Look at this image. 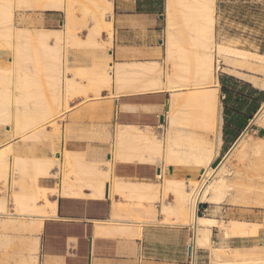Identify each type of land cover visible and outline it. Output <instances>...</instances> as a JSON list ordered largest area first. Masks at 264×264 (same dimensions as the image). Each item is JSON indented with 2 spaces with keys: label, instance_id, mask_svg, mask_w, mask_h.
Segmentation results:
<instances>
[{
  "label": "bare ground",
  "instance_id": "bare-ground-1",
  "mask_svg": "<svg viewBox=\"0 0 264 264\" xmlns=\"http://www.w3.org/2000/svg\"><path fill=\"white\" fill-rule=\"evenodd\" d=\"M165 3L161 63L114 64L110 55L106 54L104 57L94 55L89 66L71 68L72 62L71 67L65 63L62 68L59 51L62 49V36H54L57 42L53 46L56 47L57 43L60 49H56L57 52L51 56V64L45 63L48 49L55 51L52 46L46 49L47 32L42 28L36 31L23 23L15 25L16 9L32 13L46 9L63 11L66 20L64 39L70 45L76 40L80 44L81 38L78 40L73 33L79 12L82 21L92 22L86 39L82 40L84 48L108 49L111 46V22H105V17L112 14L111 1L0 0V50L7 47L12 53L5 65L0 62V250H5L9 244L29 241V238L24 239L20 235L39 234L45 220L56 218V202L48 199L50 194L102 198L107 185L112 206L111 221L114 222L96 223L98 232L113 231L118 235L121 233L124 238L134 239L141 235V223L136 221L138 217L148 218L149 221L143 222L154 224H171L174 217L173 223L192 228L189 241L193 257L196 249H209L212 264H264L262 245L224 250L211 243L212 227L222 230V235L226 237H246L255 234L254 230L264 225V221L257 223L232 218L226 222L216 221L197 213L199 204H209L217 209L222 203L250 204L245 194L232 182L239 168L264 177V139L248 134L253 124L264 127V101L240 136L220 157L219 163L211 167L218 158L221 145L217 75L220 72L241 78L264 90V56L237 48V42L218 40L215 0H165ZM84 22L77 28L84 26ZM101 29L106 31L107 38L97 41L96 36L100 38ZM47 31L49 34L58 32ZM72 38L75 39L73 42ZM245 69L254 70L257 74L247 75ZM69 72H73L74 77L67 78ZM76 76L80 81H76ZM112 83L115 85L114 93L111 92ZM102 88L109 90L110 97L122 93L167 90L169 98L165 120L159 127H154L160 128L164 136L157 141L155 137L143 135L135 127L123 125H114L111 133H104L105 127L101 132L93 131L94 128L88 132L86 139L110 144V159L105 163L87 161L83 152L66 148L58 164L54 162L57 160L55 155L19 154L20 149L14 146L16 140L50 139L60 132V122L54 118L62 113L61 110H66L70 98L82 95L89 101V93L94 98H100ZM9 138L16 139L15 143L14 140V144L7 141ZM66 143L62 145L65 147ZM155 159L160 160L161 168L157 184L113 175L112 165L116 161L154 163ZM53 164L60 168L58 185L53 189L38 185L39 179H46ZM169 164L198 168L199 174L196 179L186 182L169 180L165 176V168ZM85 189L90 191L89 195L84 194ZM169 194L174 196L171 202L168 201ZM116 196L119 199H115ZM254 204L264 207L261 200ZM153 210L157 211V216ZM159 215H162L161 219ZM126 220L133 223L125 224Z\"/></svg>",
  "mask_w": 264,
  "mask_h": 264
},
{
  "label": "crops",
  "instance_id": "crops-1",
  "mask_svg": "<svg viewBox=\"0 0 264 264\" xmlns=\"http://www.w3.org/2000/svg\"><path fill=\"white\" fill-rule=\"evenodd\" d=\"M109 1H111L112 14L105 17V22L106 20L108 21V23L111 22V46L108 49L102 48L103 50L105 49L104 51L101 48H88L89 50L87 48H84L82 40L86 39V36L88 34L87 31L92 26V22L90 20H88L87 22L82 21L79 12L76 14V19L78 18L79 20L75 19L76 22H74V25L76 31L73 33H76L75 36H77V39L81 38L80 44H78L79 41L76 40L72 45H70L69 43H65L64 39L66 36V20L64 19V12L61 10L56 11L46 9L43 10V12L42 10H36L34 16H32L30 20V28L32 27L31 29H34L36 31H40V28H42V31L47 32L45 34L48 39V42H46V44H48L46 45V49H48V46L49 48H51L52 46L55 49V51L52 50L51 52V49H48V53L46 52L45 54L46 56H48V58H46L45 56V63L51 64V56H54V54L57 52L56 49H60L57 48V43L55 44L56 47L53 46L54 43L57 42L56 39L54 40V36L55 38L57 36H62V45L60 44L62 49L59 50L62 54V68H64L63 66H65V63H67V65L69 64L68 66L66 65L67 67H71L73 65L71 68L89 66L94 55V57H104L106 56V54L110 55L111 61L114 64H128L130 62L161 63L163 59L162 41L164 38L163 26H165V0ZM235 2L238 4H246L250 3L251 0L215 1L216 7L220 10L223 18H225L226 16L229 17V14L226 10H229L230 3ZM109 18L111 21L109 20ZM82 22H84L83 24H85V28L84 26H82L80 27V29H78L79 24H81ZM61 29L62 35L60 34ZM47 30H49V32H58L49 34ZM104 31L105 30H103V32ZM103 32L101 29L99 32L100 38L96 36L97 41H102L104 39L106 40V31L104 32L105 34ZM75 36L73 37L75 38ZM74 40L75 39H73L72 42ZM222 40L224 42L232 41L226 39ZM233 42H237L236 46L241 50L264 56V54L257 53L256 51L240 48L241 43L238 41ZM75 43L80 47L78 48V45H75ZM81 45L83 47H81ZM71 47L74 48L71 49ZM80 52H82L84 55H82V53ZM66 53H68L69 55ZM40 55L42 56L41 52ZM63 55H66L68 58L65 56L63 57ZM11 56L12 53L9 48L4 47L0 50V62L3 65L6 64V60H10ZM66 59L67 62L65 61ZM47 64L46 67L48 66ZM73 72L67 73V78H71L75 73ZM244 73L247 75H252L251 73H248L247 70H245ZM78 78L79 77L76 76V81H80V79ZM238 79L252 85L247 80L241 78ZM82 82L84 81L82 80ZM112 85L114 87H111V92L114 93L115 85L113 83ZM253 87L259 89L256 86ZM49 89L47 90L49 91ZM219 89L221 90V84L219 85L218 90ZM220 90L221 145L219 148V153H222L229 149V147L233 144V142L237 139L241 132L247 127L249 121L245 124L244 128L239 133L231 132L229 128H225V119L226 121L241 119L244 120V117L238 113H231L232 115H230L229 117L225 115L226 105L224 101L226 97L229 98L230 94L228 93L226 95ZM63 92L64 87L62 86V97L64 95ZM108 92L109 90L107 91V89L102 88L101 91H99L100 98H94L93 95L89 93L87 95L89 101L85 100V97L82 95H79L77 97L74 96L72 97L73 99L70 98L67 103L68 108L70 109L68 111L61 110L62 115H64V118L62 119L86 120L88 122H93L105 126H107L109 123L112 127L114 125L131 126L141 131L143 135L155 137L157 141H159L160 138L164 136L160 128L154 127H159L161 125V123L159 122V119L161 117H163V120H165L164 115L167 110V100L169 98V92L167 90L160 89L154 91H144L140 93L134 92L131 94L122 93L115 97H110ZM83 98L84 101H82ZM110 109L112 110L108 114V111ZM145 127L153 128L146 129ZM101 129L104 130L103 127L97 126H95V130L90 127H81L78 130V133H76L74 136H68V142L66 143V146L64 147L62 145L61 147L62 149L64 147L66 148V150L70 151L83 152L87 161L105 163L110 159V144L107 141H90L86 139L88 136V132H90L91 130L101 132ZM112 129L113 128H111L109 131L107 128H105L106 131L104 130L103 132L111 133ZM231 135L234 136L233 141H228L227 138ZM49 147V153L45 154V156L47 157L52 156L53 152L51 145ZM198 170V168L175 166L169 164L165 168V176L169 180L186 182L187 180L196 179L199 174ZM58 171L59 172L57 178H59L61 174L59 167ZM112 172L113 175L118 178L157 184L160 182V180L157 179V176L161 172L160 160L155 159L154 163H144L139 161H116L112 165ZM49 176H51L50 171L46 178H48ZM55 183H57L55 178H49L44 181V184L48 189L55 188L58 185L57 184L54 187ZM83 192L85 195H89L90 193V191L87 189H85ZM116 198L118 199L117 196L115 197V199ZM48 199L50 201L56 202V218L45 220L39 234L22 233L20 235L24 239L29 238V241H27V239L23 240L24 243L21 242V244H16L17 247L15 249H13L15 244H9V247L7 246L8 249L6 247L5 250H0V257L2 258L0 259L3 263L21 264V260H24V264H192L193 261L194 264H212L209 249H196L194 251L193 257V247H191L192 244H190L192 238V228L188 226L186 227L185 225H182L181 227V225L176 222H174V224V217L171 218V224L170 222H164L162 223V225L159 222H157L158 224H154L144 223V221V224L141 227V235L138 238L134 237V239L130 237H125V239L121 235V233H119L121 235L120 236L117 234L118 232L113 231L108 232L111 233L112 236H110V234H108L104 230H101L100 232H102V234H99L100 232L96 230V223L98 224L107 221H110L111 223L114 222L111 221L112 206L111 200L108 198L107 185L102 198H88V196L87 198H75L70 196L50 194L48 196ZM168 199V201L171 202L174 200V196L172 194H169ZM199 209V216L208 218L212 217V219L216 221L226 222L228 220H231V218L232 220H246L250 222L261 220V215L257 212H253V214H250L246 212L248 210L242 206L229 205L227 203H222V205H220L218 209L209 204H202V207H200ZM161 216L162 215H159L158 218L161 219ZM127 222L129 224L133 223L128 220H126L124 223L128 224ZM263 228L264 225L260 226L259 228L254 230L255 234L246 237H226L222 235V230L220 231L217 227H212L211 243L215 247L222 248L224 250L243 247L249 249L253 246H264ZM95 232H98V234L96 233L95 235ZM113 233L115 236L113 235ZM105 234H107V236H103ZM258 238H261V241H258ZM254 240H256V244L253 243ZM9 248H11L12 250ZM3 259L5 260L3 261ZM191 259L192 262L190 261ZM2 262L0 264H3Z\"/></svg>",
  "mask_w": 264,
  "mask_h": 264
},
{
  "label": "rangeland",
  "instance_id": "rangeland-1",
  "mask_svg": "<svg viewBox=\"0 0 264 264\" xmlns=\"http://www.w3.org/2000/svg\"><path fill=\"white\" fill-rule=\"evenodd\" d=\"M16 10H14L16 12H14L15 23L14 22L13 23L17 26H21L22 25L21 23H23L28 27H30V22H31L30 20L35 13L21 12L18 11V9ZM226 11L229 14V17L226 16L225 18H223L220 10L216 7V3H215V16L217 21L216 30H217L218 40L226 39V40L238 41L241 43L240 48L250 49L256 51L257 53L264 54V0H251L250 3H246V4H238L236 2L230 3L229 10ZM247 71L248 73H251L253 75L257 74L256 71L251 69ZM217 78L219 85L221 84V82H223V84L227 86L228 91L232 94V97L227 103V105L229 110L233 113L239 112L238 114L247 116V114H249L252 111V107L255 104L256 106L258 105L257 107L259 108L262 101H264V91L253 87L252 85H250L245 81H242L238 78L220 72L218 73ZM219 90H218V99L220 103L221 96L219 94ZM237 108L239 109V111H236ZM68 110L69 109L67 105V108L64 111H68ZM111 110L112 109L108 111V114L111 112ZM220 110H221V104H220ZM61 115L62 113H59V115H57L54 118L55 120H58L60 122V132L58 134L52 135L50 139L39 138L36 140L33 139L27 141H18L16 139L9 138V140L7 141L9 142L12 141L11 143H13L14 140L15 143L16 140V144L14 146H17L18 147L17 149H20L21 152L19 154L21 156H31V155L45 156L46 153H49L50 150L49 146L51 145L52 150L55 151L52 152V156L53 155L57 156V160H55L54 162L55 164H58L59 159L62 157V151L65 150L64 147L63 149L61 147L62 143L68 142L67 137L72 135L74 136L76 133H78V130L81 127L91 128L92 126V128L94 129L95 126H97V127H105L108 130L113 128L109 123L107 126H105L93 122H88L86 120H63L62 118H64V115H62V117ZM228 128L230 131L233 132V130H235V124L230 121ZM248 134L252 137H260L264 139V127H261L258 124H253L249 128ZM232 139H233L232 136L227 138L228 141H232ZM226 152L227 150L225 152L218 153V158L223 157V155ZM55 164H53V167L50 170L51 176H49L46 179H39L37 182L38 185L46 187L44 181L49 178L56 179L57 183L54 184V187L58 184L59 178H57V176L59 171H58V166ZM232 182L234 183V186L237 187L238 190H240L242 193L245 194L248 202H250L249 205H241V206L247 209L248 211L246 212L250 214H253V212H257L258 214L261 215V220L256 222L261 223L262 221H264V207H259L254 204L255 202H257V200H261L264 202V177L262 175H258L254 173L253 171L246 170L245 168H239L238 172L232 178ZM153 211L157 216V211L156 210ZM136 221L140 222L141 223L140 226L142 227V222L149 221V219L145 217H138ZM257 240L261 241V238H258ZM254 241L253 243L256 244L257 243L256 240ZM16 247L17 246L15 243L13 249H15Z\"/></svg>",
  "mask_w": 264,
  "mask_h": 264
},
{
  "label": "trees",
  "instance_id": "trees-1",
  "mask_svg": "<svg viewBox=\"0 0 264 264\" xmlns=\"http://www.w3.org/2000/svg\"><path fill=\"white\" fill-rule=\"evenodd\" d=\"M225 86H226V85H224L223 82H221V92L225 93L226 95H227L228 93L230 94L229 98L226 97V99H225V101H224V103H225V105H226V107H225V115H226L227 117H229V116L231 115V113H233V112H231V111L229 110L227 103H228L229 100L231 99L232 94L228 91L227 87H225ZM257 106H258V105H257ZM257 106H256V104H255V105L252 107V111H251L249 114H247V116L242 115V116L244 117V120L241 119V120H234V121H231V122H233V123L235 124V130H233V132H236V133L238 132V133H239V132L244 128L245 124H246V123L252 118V116L254 115V113L257 111V109H258ZM236 111H239V109L237 108ZM238 113H239V112H238ZM229 122H230V121H226V119H225V128H226V127L228 128ZM231 132H232V131H231ZM231 136L234 137L233 135H231ZM232 141H233V139H232Z\"/></svg>",
  "mask_w": 264,
  "mask_h": 264
},
{
  "label": "water",
  "instance_id": "water-1",
  "mask_svg": "<svg viewBox=\"0 0 264 264\" xmlns=\"http://www.w3.org/2000/svg\"><path fill=\"white\" fill-rule=\"evenodd\" d=\"M163 117H161L160 119H159V122L162 124L163 123ZM219 161H220V157L219 158H216V160L213 162V164L211 165V167H215L218 163H219Z\"/></svg>",
  "mask_w": 264,
  "mask_h": 264
},
{
  "label": "built area",
  "instance_id": "built-area-1",
  "mask_svg": "<svg viewBox=\"0 0 264 264\" xmlns=\"http://www.w3.org/2000/svg\"><path fill=\"white\" fill-rule=\"evenodd\" d=\"M200 207H202V204H199V205H198V211H197V213L199 212V210H200L199 208H200ZM191 247H192V245H191ZM191 262H192V259H191Z\"/></svg>",
  "mask_w": 264,
  "mask_h": 264
}]
</instances>
